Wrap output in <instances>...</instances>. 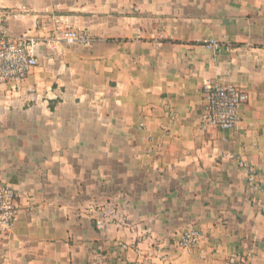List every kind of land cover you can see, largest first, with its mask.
I'll list each match as a JSON object with an SVG mask.
<instances>
[{
	"label": "crops",
	"instance_id": "0c3cea01",
	"mask_svg": "<svg viewBox=\"0 0 264 264\" xmlns=\"http://www.w3.org/2000/svg\"><path fill=\"white\" fill-rule=\"evenodd\" d=\"M0 13L10 37L41 42L40 66L0 85V183L20 207L0 264H264V190L227 158L264 186V0H0ZM72 30L95 44L49 43ZM207 82L249 95L237 130L202 128ZM112 204L129 224L97 230ZM191 228L199 245L180 249Z\"/></svg>",
	"mask_w": 264,
	"mask_h": 264
},
{
	"label": "built area",
	"instance_id": "2783aa9c",
	"mask_svg": "<svg viewBox=\"0 0 264 264\" xmlns=\"http://www.w3.org/2000/svg\"><path fill=\"white\" fill-rule=\"evenodd\" d=\"M62 41L70 46H91L95 39L79 31H68L60 35V38L51 40L49 43ZM40 41L28 34L19 37H10L5 26V21L0 13V85H19L24 82L40 66L41 62L36 54ZM198 44L221 53L223 44L216 39H205ZM205 106L200 117V123L204 130L222 129L235 131L241 123V110L249 102V95L235 85H224L218 82H207L204 85ZM228 159L237 163L238 167L246 174L252 189L263 191L264 186L257 184L258 177L256 168L245 162L240 157L228 155ZM18 195L14 187L0 183V234L8 235L12 232L19 215ZM95 211V210H93ZM124 227L129 224L128 216L124 207L112 204L110 212L103 214L95 221V227L99 231H105L115 224ZM117 225V226H118ZM201 234L196 228H191L180 234L178 247L184 250L195 249L200 242ZM119 249L127 252L133 247L121 243ZM1 253V250H0ZM158 259L162 263L170 261L168 254L158 250ZM152 256V255H149ZM228 264H253L249 255L237 254L232 257Z\"/></svg>",
	"mask_w": 264,
	"mask_h": 264
}]
</instances>
